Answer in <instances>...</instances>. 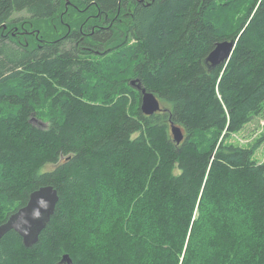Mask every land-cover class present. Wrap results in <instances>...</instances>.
<instances>
[{
    "label": "trees",
    "instance_id": "trees-1",
    "mask_svg": "<svg viewBox=\"0 0 264 264\" xmlns=\"http://www.w3.org/2000/svg\"><path fill=\"white\" fill-rule=\"evenodd\" d=\"M136 79L166 111L144 114ZM257 117L264 0H0V224L60 195L33 247L0 239V264H264V134L227 132Z\"/></svg>",
    "mask_w": 264,
    "mask_h": 264
},
{
    "label": "water",
    "instance_id": "water-1",
    "mask_svg": "<svg viewBox=\"0 0 264 264\" xmlns=\"http://www.w3.org/2000/svg\"><path fill=\"white\" fill-rule=\"evenodd\" d=\"M236 43L234 39L219 42L208 55L206 64L210 68H215L228 62ZM132 85L142 92V111L144 114L150 116L161 110L166 111L155 92L142 86L138 79L133 80ZM171 128L175 141L181 143L185 139L182 127L171 121ZM59 201L60 195L54 186L46 185L36 189L30 194L29 201L25 206L12 213L5 222L0 224V239L14 230L22 237L26 247H33L38 243L42 231L55 215ZM61 263L74 264V261L69 254H65Z\"/></svg>",
    "mask_w": 264,
    "mask_h": 264
},
{
    "label": "rangeland",
    "instance_id": "rangeland-1",
    "mask_svg": "<svg viewBox=\"0 0 264 264\" xmlns=\"http://www.w3.org/2000/svg\"><path fill=\"white\" fill-rule=\"evenodd\" d=\"M13 17L16 18L29 16L26 11H21L15 12ZM227 132L229 135V141L244 147L255 146L261 140L262 135L264 134V119L262 117H257L248 123L241 131ZM227 132L224 131L223 135H225ZM255 157L259 162H264V142L259 144Z\"/></svg>",
    "mask_w": 264,
    "mask_h": 264
}]
</instances>
